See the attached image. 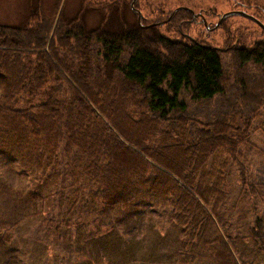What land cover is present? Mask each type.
Here are the masks:
<instances>
[{
	"label": "trees",
	"instance_id": "16d2710c",
	"mask_svg": "<svg viewBox=\"0 0 264 264\" xmlns=\"http://www.w3.org/2000/svg\"><path fill=\"white\" fill-rule=\"evenodd\" d=\"M144 1L143 26L124 15L129 0H80L72 15L67 0L52 6L30 0L24 21L0 24V155L26 164L17 182L35 179L25 189L14 185L12 168L1 171L0 264L30 255L43 264L45 250L59 259L53 244L75 247L72 264H154L138 257L146 226L126 223V215L157 227L160 248L167 229L179 232L177 239L191 232L197 240L215 211L200 184L217 174L211 161L219 151L228 148L235 159L237 144L228 134L234 115L231 125L202 121L189 114L185 98L212 101L232 81L242 114L252 85L264 77V42L236 49L227 69L226 49L182 39L193 25L189 11L159 25L173 11ZM87 12L99 15L98 25L86 24ZM230 19L222 23L227 38ZM225 46L231 48L228 39ZM260 104L248 112L258 116ZM147 123L148 135L131 134V126ZM2 188L12 191L8 198ZM56 198L64 211L52 205ZM95 217L104 220L93 225Z\"/></svg>",
	"mask_w": 264,
	"mask_h": 264
},
{
	"label": "rangeland",
	"instance_id": "374dc122",
	"mask_svg": "<svg viewBox=\"0 0 264 264\" xmlns=\"http://www.w3.org/2000/svg\"><path fill=\"white\" fill-rule=\"evenodd\" d=\"M131 1L129 0V9H124V15L126 14L129 23L137 20V15L131 9ZM137 2L135 6L143 15L148 13L145 9V1L139 0L138 6ZM44 3L46 6H52L55 0H44ZM67 3V12H72L70 14L72 15L75 10H78L80 0H67ZM148 5L151 7L160 6L165 11H174L180 7H187L195 10V13L202 12L203 15H206L207 21L211 26H215L223 14L230 11L246 12L264 24V0H148ZM208 9L215 10V13L213 15L209 14ZM30 10V0H0V24H20L25 20ZM230 18L227 24L231 29V31L229 30V38L224 36L225 30L222 26L217 31L210 32L205 29L202 23L196 22L188 30L181 32L182 39L190 38L193 42L196 40L198 42L199 40L216 48L226 49L222 56L226 68L229 69L228 67L235 63L234 51L236 49L251 50L255 44L264 42V31L254 21H248L237 16H231ZM85 20L89 27H94L99 24L100 17L89 12L85 16ZM226 39L230 43L228 47L231 48L229 50L225 46ZM251 90L254 95L251 96L249 101L246 102L245 100L246 106L241 109L242 114L239 113L242 99L240 100L237 97V91L232 89V81L228 83L225 95L217 96L212 101L194 104L188 96L185 98V102L189 107V114H196L197 116L200 114L198 118L202 121L208 119V121L212 122L215 118L216 121L227 122L231 125L230 117L234 115L233 129L228 134L231 135L230 138H233L237 144L235 159L233 161L232 155L227 153L229 151L228 148L219 151L212 158L211 164L215 167L217 174L206 180L203 179L200 186L206 188L210 205L214 207L215 211L208 215L206 214L208 222L202 227L197 240L193 239L191 232L184 235L182 239H177L180 236L179 232L167 229L165 231V244H161L160 248H158L157 242L160 240L161 234L157 227L153 228L152 223L146 220L137 225L136 222L139 220L133 222V217L130 215L125 216V222L134 223L132 226L138 227L137 229L139 230L142 225L146 226L144 234L147 242L138 257L146 256L154 264H188L189 261L192 262L189 264H264V247L256 238L260 236V239L264 242V105L260 104L261 110L258 116H253V114L248 112V109L252 108L251 106L264 102L263 76L258 84L255 82L252 85ZM259 94L263 96H258ZM246 117L250 118V123H246ZM149 127L148 123L140 124L136 127L131 126L130 132L134 137H142L143 135H148L147 130ZM148 138H150V135ZM17 150L18 152L24 151L23 148H18ZM3 154L0 155V174L1 171L12 168L9 175L11 177L15 175L14 182L12 178H9V180L18 187L28 188L35 179L26 177L19 182L16 179V175L19 176L23 173V166L25 167L26 164L23 161L18 164L10 163V160L12 161L13 159H10L9 154ZM2 191L7 198L9 193H12L6 188H2ZM3 198L0 197V202ZM57 201L58 198L52 200V205L64 211ZM46 202L50 204L51 200H46ZM6 213L9 214L10 210L8 209ZM120 214L122 215L121 212ZM116 215L118 216V214ZM219 216L224 218L227 231H224L223 227L219 225L221 224ZM112 217H114V214L103 216V218H109V220H112ZM103 218L95 217L92 224L95 225L98 220H104ZM153 220L157 221L156 218H153ZM25 231L22 229L23 234H25ZM38 232L40 233V231ZM184 242L188 244L187 247ZM51 248L53 255L61 253V256L59 259H55L53 256L48 257L46 250L42 249L40 252L45 250L43 264H48V259L50 261L49 264L73 263L75 247L70 245L64 251L58 244H53ZM5 249H7L6 246ZM162 250L167 252L164 262L161 260ZM29 257L19 260L17 264H35L36 256L30 255ZM128 257L131 256H126V260L130 261ZM46 260L47 263L45 262ZM75 264H82V260L78 259Z\"/></svg>",
	"mask_w": 264,
	"mask_h": 264
},
{
	"label": "water",
	"instance_id": "95a60500",
	"mask_svg": "<svg viewBox=\"0 0 264 264\" xmlns=\"http://www.w3.org/2000/svg\"><path fill=\"white\" fill-rule=\"evenodd\" d=\"M136 1H137V0H133V3H132V10H133L134 13H136V14L138 15V21H139V23L141 24L142 19H143V14H142L138 9H136V8L134 7ZM181 9L189 10V9H187V8H178V9H176V10L174 11V13L180 11ZM229 16H241V17H245V18L251 19V20H253L256 24H258V25L262 28V30H264V24H262L259 20L255 19L254 17L249 16V15L246 14L245 12H241V11H231V12H228L227 14H224V15L222 16V18L220 19V21L218 22V24L214 27V30L217 29V28L221 25V23L224 21V19H225L226 17H229ZM172 17H173V16H171V18H172ZM197 17H198V16H195V19H196ZM171 18H170V19H171ZM167 21H168V20H167ZM203 22H204V24H205V26H206V28H207L208 30L211 29V28L207 25V22H206L205 19H203ZM160 24L163 25L164 22H162V23H160Z\"/></svg>",
	"mask_w": 264,
	"mask_h": 264
}]
</instances>
